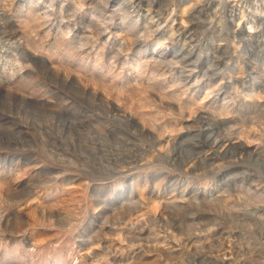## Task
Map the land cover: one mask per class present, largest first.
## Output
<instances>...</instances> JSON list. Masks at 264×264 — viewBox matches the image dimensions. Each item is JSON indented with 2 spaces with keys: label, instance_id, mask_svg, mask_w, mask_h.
I'll use <instances>...</instances> for the list:
<instances>
[{
  "label": "rangeland",
  "instance_id": "rangeland-1",
  "mask_svg": "<svg viewBox=\"0 0 264 264\" xmlns=\"http://www.w3.org/2000/svg\"><path fill=\"white\" fill-rule=\"evenodd\" d=\"M0 264H264V0H0Z\"/></svg>",
  "mask_w": 264,
  "mask_h": 264
}]
</instances>
